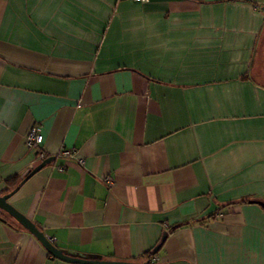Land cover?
I'll return each instance as SVG.
<instances>
[{
    "label": "crops",
    "instance_id": "crops-1",
    "mask_svg": "<svg viewBox=\"0 0 264 264\" xmlns=\"http://www.w3.org/2000/svg\"><path fill=\"white\" fill-rule=\"evenodd\" d=\"M262 5L0 0V195L50 157L8 201L63 253L264 264ZM0 264L74 263L0 218Z\"/></svg>",
    "mask_w": 264,
    "mask_h": 264
},
{
    "label": "water",
    "instance_id": "water-1",
    "mask_svg": "<svg viewBox=\"0 0 264 264\" xmlns=\"http://www.w3.org/2000/svg\"><path fill=\"white\" fill-rule=\"evenodd\" d=\"M261 9L264 11L263 5ZM254 70L256 75L264 82V34H262L261 36L260 43L255 55ZM50 160V157L41 160L40 163L32 167L30 171L20 179L18 184L12 190L3 195H0V209L6 212L10 217H12L25 230L31 233L37 239V241H39V243L47 250V252H49L55 258L74 264H137L131 261L84 259L67 255L63 253L62 250L58 249L52 242H50L45 234L28 217L23 215L9 203L8 198L19 188V186L32 174H34L44 165L50 162ZM165 235L166 233L162 235L158 246L164 240Z\"/></svg>",
    "mask_w": 264,
    "mask_h": 264
},
{
    "label": "built area",
    "instance_id": "built-area-1",
    "mask_svg": "<svg viewBox=\"0 0 264 264\" xmlns=\"http://www.w3.org/2000/svg\"><path fill=\"white\" fill-rule=\"evenodd\" d=\"M134 1L141 3V2H146L148 0H134ZM41 142H42V135L40 133L38 126L37 125L31 126L28 133L25 136V145L27 148L32 149L36 152L38 159H43L46 156L44 151L41 149V146H40ZM56 155L60 157H65V158L71 157V156H74V150L72 148L71 149L62 148L58 151ZM106 181L108 183H111V180L109 178H106Z\"/></svg>",
    "mask_w": 264,
    "mask_h": 264
},
{
    "label": "trees",
    "instance_id": "trees-1",
    "mask_svg": "<svg viewBox=\"0 0 264 264\" xmlns=\"http://www.w3.org/2000/svg\"><path fill=\"white\" fill-rule=\"evenodd\" d=\"M20 181V179L18 180L17 177H14V178H11V179H8L7 181V189L6 190H12L17 184L18 182ZM0 218L2 220H6V219H11L13 220L6 212H4L3 210L0 209Z\"/></svg>",
    "mask_w": 264,
    "mask_h": 264
}]
</instances>
